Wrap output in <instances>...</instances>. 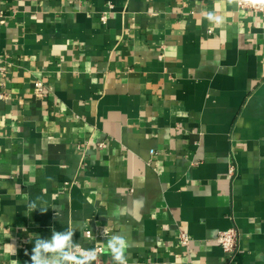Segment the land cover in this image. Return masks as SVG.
<instances>
[{"label": "crops", "instance_id": "0c3cea01", "mask_svg": "<svg viewBox=\"0 0 264 264\" xmlns=\"http://www.w3.org/2000/svg\"><path fill=\"white\" fill-rule=\"evenodd\" d=\"M2 66L0 264H31L29 238L53 227L85 248L124 235L128 264H264V13L0 0Z\"/></svg>", "mask_w": 264, "mask_h": 264}, {"label": "clouds", "instance_id": "9594fccd", "mask_svg": "<svg viewBox=\"0 0 264 264\" xmlns=\"http://www.w3.org/2000/svg\"><path fill=\"white\" fill-rule=\"evenodd\" d=\"M210 18L218 20L216 17H211V14ZM27 207L31 212L39 209L41 213L49 209L39 197L29 201ZM58 211L56 216L59 217ZM75 233L76 231L72 228L57 231L54 227L48 238L34 233L32 238H29V242L34 241L30 254L31 264H94L98 253L110 255L113 264H128L129 242L126 236L110 235V229H102L101 235L105 239L100 240L90 236L89 239L94 240L95 244L91 248H85L74 238ZM12 248V255H16L15 246L12 245Z\"/></svg>", "mask_w": 264, "mask_h": 264}, {"label": "built area", "instance_id": "2783aa9c", "mask_svg": "<svg viewBox=\"0 0 264 264\" xmlns=\"http://www.w3.org/2000/svg\"><path fill=\"white\" fill-rule=\"evenodd\" d=\"M237 6L241 9H247L250 11L264 13V0H234ZM107 14L103 13L102 20L105 21ZM6 68L4 66L0 67V74L5 75ZM4 84V83H1ZM37 89L40 90L42 83L39 81L36 83ZM0 97H4V94H0ZM179 240L182 244L188 245L191 241V236L189 233L181 232L179 234ZM217 241L228 254V261H231L235 252L239 249L240 245V231L237 227H230L228 229L222 230L218 233ZM94 264H111L103 258V253H98V257Z\"/></svg>", "mask_w": 264, "mask_h": 264}]
</instances>
